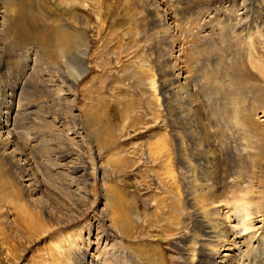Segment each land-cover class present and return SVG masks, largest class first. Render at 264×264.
Wrapping results in <instances>:
<instances>
[{"label": "rangeland", "instance_id": "374dc122", "mask_svg": "<svg viewBox=\"0 0 264 264\" xmlns=\"http://www.w3.org/2000/svg\"><path fill=\"white\" fill-rule=\"evenodd\" d=\"M13 1L21 11L10 8ZM242 2L248 0H235L237 12ZM131 3L0 0V88L17 85L7 104L13 151L2 157L0 149V264H81L83 256L84 264H184L178 222L185 187L175 159L166 166L155 149L165 135L171 147L168 116L174 113L162 94V60L168 39L198 45L191 65L197 101L202 113L214 111L219 119L221 102L232 103L222 101L223 85L230 72L241 73L244 45L218 39L225 34L222 19L199 25L195 0H163L176 26L167 33L152 28L153 15L137 13ZM256 15L254 5L242 20L252 24ZM203 24L212 33L205 41ZM59 25L87 36V72L78 81L76 49L62 45L60 55L61 47L47 41ZM219 53L225 59L218 61ZM248 53L256 56L250 47ZM64 56L71 69L64 68ZM244 89V83L228 87L238 104L245 97L263 101L254 118L264 128V97H240Z\"/></svg>", "mask_w": 264, "mask_h": 264}, {"label": "bare ground", "instance_id": "6f19581e", "mask_svg": "<svg viewBox=\"0 0 264 264\" xmlns=\"http://www.w3.org/2000/svg\"><path fill=\"white\" fill-rule=\"evenodd\" d=\"M59 1L61 3L79 2V4L85 5L87 2L97 0ZM130 1L137 13H139V9L140 14L151 13L153 15V17L151 16L153 18L152 28L158 27V30L163 32L170 28L172 30L176 28L174 17L162 4L163 0ZM258 1V3L249 0L242 2L240 5V12H242L240 13L234 8L235 0H195L199 5L197 10L200 9V13H195L197 15L195 16L196 22L199 25L204 20L222 19L219 24L225 27V34H220L218 39L222 41L224 38L227 42L229 39H234V42L237 39L243 41L244 52L239 60V64L242 63V66L239 70L236 69L241 73L234 76L233 71L235 70L231 67L232 65L237 66L235 62H231L233 64L229 69V72L232 70L233 74L230 72L229 76L228 71L223 72L225 76H229L225 80L230 82L223 85L226 91H224L222 101L227 99L232 101L227 107L222 104L224 102L219 105L221 115L225 119L223 117L218 119L214 111L201 112L202 105L197 101L198 90L193 83L194 74L191 68L198 57V45L187 46V43L178 42L175 40L176 38L174 40L171 38V41L168 39L170 45L167 49L169 52L162 60L165 64L161 69L162 94H167L166 98L170 104L173 102L171 111L174 113L168 116L172 133V136L170 135L171 147L166 141L168 136L165 135V141L161 138L155 149H157L156 153L159 155V159H164L166 166L170 163L169 159H175L179 166L182 185L185 187L186 200L181 207L183 217L178 218L179 230L185 235L182 238V246L178 248L184 264H264V128L254 118L255 110L262 108L263 101L260 100L262 101L261 105H257L253 99L251 103L247 102V97H245L246 100L243 99L244 101L238 104L235 101L237 97H233V94L228 90L232 83H244L245 89L243 92L241 91L240 97H243L246 92L253 98L255 97L254 93L264 97V0ZM224 3L229 4L225 6ZM17 4L13 1L9 6L12 10L19 12L21 9H16ZM216 4H220L219 9L216 8ZM254 5L257 7L256 16L259 18L254 20V24L247 23L242 19L248 18V10ZM222 9H224L223 12H221ZM203 13H206L207 17L201 20L198 14L204 15ZM233 20L238 21L235 23L236 25L231 26ZM65 26L59 25L58 31L46 38L49 43H55L61 47L58 50L60 55L72 47L77 50H74L76 53L74 52L72 55L80 65L73 74L77 76L76 81H78L87 72L85 63L88 54L87 36L81 30L72 33ZM157 31L154 30L158 34ZM165 32L167 33V31ZM201 32L204 35H201L200 38L204 41L212 34L206 24L202 25ZM165 36L167 35L165 34ZM173 36L175 35L172 34L171 37ZM162 42L165 41L162 40ZM62 45L65 50L62 49ZM249 47L256 55L254 58L250 56V51L248 53ZM225 57L220 54L218 61ZM63 62L65 69H71L65 56ZM205 71L207 70L205 69ZM217 71L219 72V69ZM217 71L214 72L217 73ZM214 72L212 76L213 74L216 76ZM149 85L152 90L157 87L154 86V82ZM16 89L17 85L14 84H7L0 88V139H3L0 149L2 157L11 155L13 151L10 148L14 143L7 141L10 132L8 123L12 117L10 116L12 111L7 104L11 102ZM163 95L165 96V94ZM4 105L7 107L4 108ZM222 121H225L226 125ZM154 122H156L155 118ZM172 179L175 180V177L172 176ZM27 180L25 179V181ZM256 221L260 226L255 227ZM250 229L253 231L250 232ZM84 259L83 256L81 264H84L86 260ZM237 259L240 261L239 263H237Z\"/></svg>", "mask_w": 264, "mask_h": 264}]
</instances>
